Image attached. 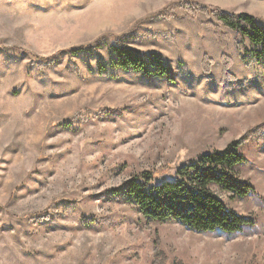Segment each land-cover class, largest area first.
I'll return each instance as SVG.
<instances>
[{
    "label": "rangeland",
    "instance_id": "374dc122",
    "mask_svg": "<svg viewBox=\"0 0 264 264\" xmlns=\"http://www.w3.org/2000/svg\"><path fill=\"white\" fill-rule=\"evenodd\" d=\"M218 13L264 24V0H0V264H264V64ZM117 45L175 81L111 68ZM235 142L254 192H213L253 219L242 232L149 220L123 195Z\"/></svg>",
    "mask_w": 264,
    "mask_h": 264
},
{
    "label": "trees",
    "instance_id": "16d2710c",
    "mask_svg": "<svg viewBox=\"0 0 264 264\" xmlns=\"http://www.w3.org/2000/svg\"><path fill=\"white\" fill-rule=\"evenodd\" d=\"M217 18L254 48L248 63L264 64V24L250 15L218 13ZM91 47L85 49L90 51ZM80 51L83 50H75L72 54L77 55ZM111 51L115 56L110 66L113 69L131 72L150 81H175L174 71L159 53H142L118 45ZM245 52L247 54L248 51ZM46 61L41 59L42 63ZM205 70L208 75L210 62ZM99 75L109 76V66L104 62L99 64ZM241 147V142H235L223 152L203 155L181 166L173 178L164 182L155 181L150 174L136 177L123 188V195L136 204L149 220L161 223L173 221L203 233L221 231L232 235L242 232L245 227L254 225L253 219L229 209L213 192V187H218L235 198H244L254 192L252 186L236 177L237 168L248 163ZM121 190L115 191L116 196Z\"/></svg>",
    "mask_w": 264,
    "mask_h": 264
}]
</instances>
